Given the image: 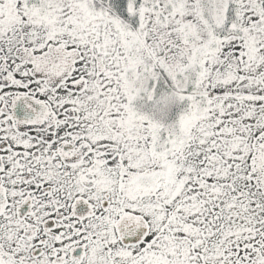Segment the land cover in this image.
Instances as JSON below:
<instances>
[{
	"label": "snow or ice",
	"instance_id": "obj_1",
	"mask_svg": "<svg viewBox=\"0 0 264 264\" xmlns=\"http://www.w3.org/2000/svg\"><path fill=\"white\" fill-rule=\"evenodd\" d=\"M0 264H264V0H0Z\"/></svg>",
	"mask_w": 264,
	"mask_h": 264
}]
</instances>
